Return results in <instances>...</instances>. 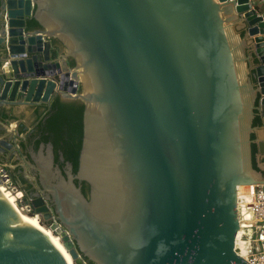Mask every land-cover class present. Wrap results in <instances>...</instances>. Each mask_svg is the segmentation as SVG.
Returning <instances> with one entry per match:
<instances>
[{
    "label": "water",
    "instance_id": "1",
    "mask_svg": "<svg viewBox=\"0 0 264 264\" xmlns=\"http://www.w3.org/2000/svg\"><path fill=\"white\" fill-rule=\"evenodd\" d=\"M260 2L1 0L0 114L53 99L0 151L78 264H250L236 189L264 183ZM0 264H70L1 193Z\"/></svg>",
    "mask_w": 264,
    "mask_h": 264
},
{
    "label": "flooded vegetation",
    "instance_id": "2",
    "mask_svg": "<svg viewBox=\"0 0 264 264\" xmlns=\"http://www.w3.org/2000/svg\"><path fill=\"white\" fill-rule=\"evenodd\" d=\"M0 10V19H3L4 15L7 16L8 19L7 9L5 8L2 10L1 8V0ZM52 99L49 103L46 104H23L21 105L23 106L21 110L17 112H15V109L11 110V108H9V111L13 112H9L7 115L0 114V119L4 121L8 126L6 127L3 124L0 125V136L10 138V140L13 138V136L17 139H22L39 121L41 116L48 110ZM16 106L17 105L13 107L15 108ZM261 159L264 160V156ZM0 166L2 172L5 173L6 181L9 180L11 183H14L15 186L19 187L20 190H22V195L20 198L21 200H18L22 201L23 204L29 206L27 207V209H29L30 214H35L33 212L40 206H47V210L50 213V216L45 218L44 213L41 212L42 222L50 225L52 222L56 221L54 219L49 202L46 198H43L42 201L39 200L38 203H35L37 198L42 196V194L15 144L4 151H0ZM25 170L28 172V175L24 173ZM35 192H37V195L34 194Z\"/></svg>",
    "mask_w": 264,
    "mask_h": 264
},
{
    "label": "built area",
    "instance_id": "3",
    "mask_svg": "<svg viewBox=\"0 0 264 264\" xmlns=\"http://www.w3.org/2000/svg\"><path fill=\"white\" fill-rule=\"evenodd\" d=\"M7 39V16L4 15ZM63 71L54 68L45 77L55 76L57 84L70 91L74 86L70 78L61 79ZM0 181H6L5 173H0ZM237 218L240 234L235 237L234 249L250 264H264V183H248L237 186Z\"/></svg>",
    "mask_w": 264,
    "mask_h": 264
},
{
    "label": "bare ground",
    "instance_id": "4",
    "mask_svg": "<svg viewBox=\"0 0 264 264\" xmlns=\"http://www.w3.org/2000/svg\"><path fill=\"white\" fill-rule=\"evenodd\" d=\"M245 185L244 184H239L237 185L238 187ZM0 193L2 194L3 197H5L16 209L20 217L28 224H31L35 227H37L40 231H42L45 236L52 241L57 249L62 253V255L69 261L70 264H78L75 260V258L71 255L68 247L64 244V241L61 237V235L57 232H55L50 226H45V224L41 220V212H36L35 214H30L29 212L26 211V209L18 205V199L21 197L22 192L19 191L15 193V191L11 190L9 187L6 186L4 182L0 181ZM29 210V209H28ZM240 234V230L237 231L236 233V239Z\"/></svg>",
    "mask_w": 264,
    "mask_h": 264
},
{
    "label": "rangeland",
    "instance_id": "5",
    "mask_svg": "<svg viewBox=\"0 0 264 264\" xmlns=\"http://www.w3.org/2000/svg\"><path fill=\"white\" fill-rule=\"evenodd\" d=\"M261 160H262V159H261ZM0 167H1V166H0ZM0 173H4V172H2L1 168H0ZM5 178H6V176H5ZM3 182H4V183L6 184V186L9 187L11 190L15 191V193H17V192H19V191L22 192V190H20L19 187L15 186L14 183H11L9 180H7V181H3ZM19 198H21V197H19ZM20 200H21V199H20ZM18 202H19L18 205L23 206V207L26 209V211L29 212V210L27 209V207H29L28 205L23 204V202H22V201H19V200H18ZM40 218H41V220H42V216H41ZM45 226H47V225L45 224ZM48 227H49V226H48Z\"/></svg>",
    "mask_w": 264,
    "mask_h": 264
},
{
    "label": "crops",
    "instance_id": "6",
    "mask_svg": "<svg viewBox=\"0 0 264 264\" xmlns=\"http://www.w3.org/2000/svg\"><path fill=\"white\" fill-rule=\"evenodd\" d=\"M258 12L259 13H261V14H264V0H261V2H260V4H259V7H258ZM23 106H21V105H17L15 108H13V109H15V112H17V111H19V110H21V108H22ZM1 124H3L4 126H6V127H8L7 126V124L4 122V121H2L1 119H0V125Z\"/></svg>",
    "mask_w": 264,
    "mask_h": 264
},
{
    "label": "trees",
    "instance_id": "7",
    "mask_svg": "<svg viewBox=\"0 0 264 264\" xmlns=\"http://www.w3.org/2000/svg\"><path fill=\"white\" fill-rule=\"evenodd\" d=\"M6 115V114H5ZM259 122H260V116H259ZM256 150H257V147H256V144H255V147H254V151H253V155H252V160H253V165L255 166L256 165V162H255V153H256ZM44 224H46L47 226H50L48 225L47 223L43 222Z\"/></svg>",
    "mask_w": 264,
    "mask_h": 264
}]
</instances>
